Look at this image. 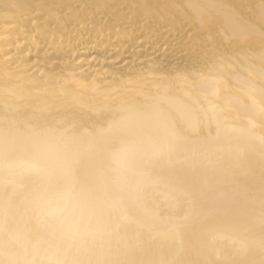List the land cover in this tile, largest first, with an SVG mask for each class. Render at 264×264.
Masks as SVG:
<instances>
[{"label":"snow or ice","instance_id":"obj_1","mask_svg":"<svg viewBox=\"0 0 264 264\" xmlns=\"http://www.w3.org/2000/svg\"><path fill=\"white\" fill-rule=\"evenodd\" d=\"M6 7L0 15L17 26L32 21L34 36L54 21L65 55L82 43H103L115 49L111 55L128 53L134 65L142 57L138 78L167 67L183 88L121 95L117 89L104 94L105 104L85 102L71 85L57 91L47 82L33 84L27 95L0 89V264H187L178 258L182 244L166 260L147 246L157 238L179 240L191 208L161 220L145 204L143 189L164 183L166 202L182 196L191 205L179 177L165 181L153 171L201 166L217 173L219 185L211 206L195 214L201 222L216 218L207 228L208 249L228 240L233 258L221 264H264V133L256 132L257 118L264 128V0H12ZM10 75L4 73L5 82ZM225 75L238 85L236 95L224 106L201 97L211 77L219 98ZM33 91L43 101L22 105ZM61 96L70 98L68 106L54 109L48 98ZM233 137L244 141L251 159L243 145L225 144ZM202 185L209 187L208 177ZM132 206L138 215L130 214Z\"/></svg>","mask_w":264,"mask_h":264},{"label":"bare ground","instance_id":"obj_2","mask_svg":"<svg viewBox=\"0 0 264 264\" xmlns=\"http://www.w3.org/2000/svg\"><path fill=\"white\" fill-rule=\"evenodd\" d=\"M12 0H0V11H8L6 5ZM21 3L28 4H72V5H92L108 2V0H19ZM131 2V0H129ZM156 2V0H153ZM176 3H185L186 0H175ZM221 3L228 5H239L248 2V0H220ZM67 12V9H64ZM44 17H41L43 20ZM53 23L47 26V30L43 34H34L36 29L33 22L28 21L23 26H17L14 19H6L0 15V89L8 87L10 89L23 90L27 95L33 84L43 87L47 82L50 87H55L59 91V85H71L78 95L85 102L105 104L109 102V97L105 93L119 90L117 95L127 94L130 92L143 89L146 93L155 94L157 89L166 88L171 93H179L182 91L183 85L179 81H173L168 77L170 71L167 67H162L160 71L149 72L143 71V79L138 78L142 69L137 57L135 65L132 63L133 57L128 53H120L111 55L115 51L109 47L105 50L103 43H82L73 49L71 54L65 55L63 49L58 47L60 42L59 34L53 35ZM43 27V25H42ZM22 28L24 30H22ZM131 51L130 49L128 50ZM118 55H124L129 61L125 64L124 59H119ZM7 66L5 67V62ZM10 73V78L5 82L4 73ZM176 74L173 73L172 76ZM168 77L167 79H161ZM228 80L227 87L221 85L222 95L216 98L212 95L215 85L212 83L213 78H209L204 89L199 93L201 97H207L208 100L224 106L225 98L236 95V87L230 76L225 75ZM59 81V84H57ZM78 81L79 84L74 83ZM85 85L87 87H85ZM98 88V90H97ZM44 97H37L35 92L22 101V105L32 106L43 101ZM63 96L53 100L48 98V103L53 108L67 107L66 100ZM142 99V98H141ZM235 118V117H234ZM257 133H264V128H260V121L256 119ZM237 126H247L246 120H236ZM86 126L90 123L85 121ZM211 131L215 132L214 127ZM225 144L243 145L245 154L248 159L253 157V153L248 151L247 145L243 140L235 137ZM154 176L163 178L167 181L169 177H179L185 189L190 193L191 205L184 197H177L172 203H168L163 198L162 193L168 191L164 183L157 187L148 186L143 189L144 202L154 209L161 220L164 218L183 217L186 211L191 208L193 215L183 222L180 229V237L177 240L171 238H157L148 243V250L154 253L157 258L168 259L180 247L179 259L187 262V264H195V262H203L206 260L208 264H221V261L232 259V250L228 240L217 241L215 248L208 249V231L209 224L214 223L216 218H210L205 222H201L195 214L206 210L211 206L214 190L219 188L216 184L217 173L207 167H199L192 170H169L166 168H158L153 171ZM209 178V187L204 188L202 178ZM135 183V180H133ZM130 214L136 216L139 214L137 208L132 206ZM165 224L161 223L157 226L158 230L164 231ZM126 231L130 235H135L136 226L129 225ZM216 249V250H215Z\"/></svg>","mask_w":264,"mask_h":264}]
</instances>
